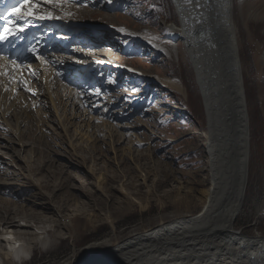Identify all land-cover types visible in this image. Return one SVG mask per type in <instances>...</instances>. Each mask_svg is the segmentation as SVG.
<instances>
[{"label": "rangeland", "instance_id": "1", "mask_svg": "<svg viewBox=\"0 0 264 264\" xmlns=\"http://www.w3.org/2000/svg\"><path fill=\"white\" fill-rule=\"evenodd\" d=\"M233 1L250 143L246 196L235 227L243 234L264 235V0ZM59 2L57 7L41 1L39 8L52 16L83 19L81 25L90 30L111 23L151 34L171 53L119 30L109 40L103 35L106 46H96L109 54L103 59L120 66L115 70L75 52L74 48L87 50L78 44L68 45L65 51H58L59 47L52 58L55 64L48 61L53 70L47 68V75L37 72L40 67L36 73L35 68L28 69L31 72L23 78L26 85L20 88L0 69V85L15 96L21 94L22 99L17 98L21 110L28 107V115L16 110L18 120L3 110L7 119L0 120V206L15 216L19 212L70 216L68 227L73 228L71 236L67 228L59 227L52 248H47L49 243L19 240L17 249H23L11 253V264H57L98 241L119 242L131 232L195 214L203 205L201 192L210 184L206 114L195 66L184 41H176L178 52L174 50V35L169 31V25L180 24L176 1L158 0L154 6L151 0H68L73 9ZM61 34L53 45L65 44L68 33ZM85 64L90 66L88 76L99 73L106 83L94 87L95 95L87 104L80 102L82 95L72 90L74 86L67 89V79ZM157 77L180 81L183 91ZM59 80L67 91L60 89ZM29 87L32 91L26 90ZM41 87L48 100L40 96ZM192 102L198 118L188 113L186 104ZM92 107L97 111L93 115ZM110 111L116 112L113 118L108 116ZM4 172L10 173L9 178L1 175ZM43 226L33 230L40 233ZM1 243L0 256H4L2 252L10 247L6 241Z\"/></svg>", "mask_w": 264, "mask_h": 264}, {"label": "bare ground", "instance_id": "2", "mask_svg": "<svg viewBox=\"0 0 264 264\" xmlns=\"http://www.w3.org/2000/svg\"><path fill=\"white\" fill-rule=\"evenodd\" d=\"M41 1L45 2V0H33L38 5L37 8L33 9L37 13L36 16L24 19L15 16L13 20L23 25L24 31L19 34L23 35L22 42L28 41L30 43L29 52L27 54L22 52L21 42L8 56H0V69L2 68L8 77H12L19 88L26 85L23 78L29 75L31 67L32 70L36 69L35 73L40 67V71L37 72L44 76L46 69L49 68L46 61L51 62L52 60L54 62L52 58H54L55 51L59 47L61 48L58 51H65L67 46L72 44H78L79 48L84 46L87 50L81 52L74 48L75 52L99 59V63L96 62L98 65H103L104 69L113 68L115 70L120 68L117 63L103 59V56L108 57L109 54L97 47L100 44L106 46L105 38L109 40L113 36V31H121V29H123L121 32L124 34L140 36L150 47L167 54L171 53L170 49L163 43L158 42L156 36L142 31H134L125 26L118 27L108 23L104 28L96 27L90 30L81 25L83 19L80 18L54 15H51L52 18H47L49 13L45 9L42 11L39 8ZM67 1L63 0L67 9L75 8L73 3ZM175 1L180 24L169 25L171 35H174L172 39L175 46L174 50L178 52L176 41H184L186 52L195 66L196 79L206 114L208 138L205 145L209 157L210 184L201 192L199 200L203 203L202 208L195 214L174 217L151 229L131 232L119 242H115L113 239H105L90 244L79 253L74 252L70 257H66L57 264H264V235L243 234L235 227L239 215L242 213L246 196L250 143L246 91L235 22L234 1ZM58 3H60L59 0ZM52 4L56 5L55 2ZM23 10L21 9V11ZM40 16L45 18L41 19ZM61 33H68L64 37L66 38L65 44L57 46V43L54 42V45H51L56 35ZM42 40L45 43L39 45ZM32 49H36L42 57L44 54L48 60L44 59L42 62L36 59ZM91 54L97 56L94 57ZM61 56L62 58L65 57L63 54ZM64 60L62 59V61ZM13 61L16 63H12ZM31 61H36L37 64L35 62L32 64ZM89 67L86 64L79 65L77 70L75 69L76 71L67 79L70 83L67 89L74 86L72 90H76L77 94L82 95V100L77 98L82 103H89L93 99L95 86L103 87L106 85L104 76L99 73L93 77L88 76ZM122 68L134 71L129 66ZM157 78L178 91H183L180 81L164 79L163 77ZM81 82L84 85L80 91ZM58 86L60 89L66 90L63 82L60 81ZM89 88L91 90H88ZM7 90L0 85V120L6 121L7 119L3 110L6 111L8 117L11 114L12 116L16 115L17 120L19 117L16 110H19L22 115H28L25 112L28 107L23 111L18 104L17 98L22 99L21 94L15 96L13 91ZM40 96L48 98L47 92L42 87ZM89 112L93 115L97 111L94 107ZM113 115H116V112L110 111L108 113L110 117ZM1 175H4V178H9L10 173L4 172ZM261 204H264V200ZM19 213L17 216L12 215L11 210L0 206V226L3 227L0 230V241L4 243L6 241L7 246L10 247V251L2 252L4 256H0V264L13 263V256L10 255L23 249H17L21 239L30 240L33 245L41 243L43 246L49 243L47 248H52L56 246L54 239L59 233V227L67 228L68 233L73 235V228L68 227L72 225L71 221H68L70 216L56 218L54 216H39L35 212L33 214ZM19 220L26 223L21 224ZM41 223L44 225L41 227L43 230L40 233L35 232L33 226H39ZM45 224H50L51 227H47ZM12 233L17 238L13 237ZM8 234L12 236H8ZM1 242L0 245H3ZM14 243L18 245L12 246ZM43 264L53 263L44 262Z\"/></svg>", "mask_w": 264, "mask_h": 264}, {"label": "snow or ice", "instance_id": "3", "mask_svg": "<svg viewBox=\"0 0 264 264\" xmlns=\"http://www.w3.org/2000/svg\"><path fill=\"white\" fill-rule=\"evenodd\" d=\"M46 3L52 4L56 2V6H59L58 0H45ZM79 2V0H78ZM37 3L33 2V0H18V4L14 6L10 10V15H14L19 19H24L26 17H33L36 16L37 13L33 11L34 8H37ZM21 9H24L21 11ZM69 15H71L69 13ZM5 20H7V23L4 25L2 29H0V42L5 41L11 36L18 35L20 32L24 31V27L21 24L16 23L15 21L8 20L7 17H3ZM39 18L43 19L44 16H40ZM47 18H52L51 13L48 14ZM123 31V29H121ZM33 55L36 57V59L44 61V58L38 53L36 49H32ZM12 63H16L13 61ZM34 74V73H33ZM26 83V82H25ZM26 90L32 91V89L27 88Z\"/></svg>", "mask_w": 264, "mask_h": 264}, {"label": "trees", "instance_id": "4", "mask_svg": "<svg viewBox=\"0 0 264 264\" xmlns=\"http://www.w3.org/2000/svg\"><path fill=\"white\" fill-rule=\"evenodd\" d=\"M151 2L153 3V5L154 6H157V5H159L157 2H158V0H151ZM172 4V3H171ZM173 5V4H172ZM159 8L157 7V9H155V11H157ZM172 10H173V7H172ZM173 12H174V10H173ZM183 81V80H182ZM184 82V81H183ZM185 83V82H184ZM196 84V83H195ZM185 85H186V83H185ZM196 99H198L197 97H196ZM187 105V110H188V113L190 114V115H192L193 117H197L198 118V115H197V113H196V110H195V104H194V102H192L191 104H189V103H187L186 104Z\"/></svg>", "mask_w": 264, "mask_h": 264}]
</instances>
